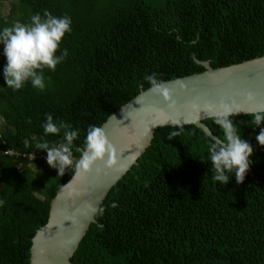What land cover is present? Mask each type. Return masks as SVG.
<instances>
[{
  "label": "trees",
  "instance_id": "16d2710c",
  "mask_svg": "<svg viewBox=\"0 0 264 264\" xmlns=\"http://www.w3.org/2000/svg\"><path fill=\"white\" fill-rule=\"evenodd\" d=\"M5 0H0V2ZM10 1V0H9ZM48 10L70 17L60 49L68 56L45 70L43 91L28 82L7 88L0 46V264H26L29 240L48 202L72 174L49 167L45 114L79 129L74 160L90 125L158 81L224 67L264 54V0H11L0 30ZM59 55V52L57 53ZM233 119L253 148L245 180H213L199 128L156 127L135 164L107 191L73 251V264H264V148L251 115ZM201 123L217 139L213 119ZM260 127H264L262 124ZM6 153H3L6 151ZM115 204L116 207L112 205Z\"/></svg>",
  "mask_w": 264,
  "mask_h": 264
},
{
  "label": "water",
  "instance_id": "95a60500",
  "mask_svg": "<svg viewBox=\"0 0 264 264\" xmlns=\"http://www.w3.org/2000/svg\"><path fill=\"white\" fill-rule=\"evenodd\" d=\"M195 63L202 68L201 72L163 81L173 93L175 109H169L148 87L99 125L117 149L116 164L110 169L98 165L102 169L99 174L93 171L85 177H74L72 172L57 188L48 202L45 222L29 240L26 264H73L69 258L88 225L94 222L95 212L89 206L98 208L109 188L135 164L156 127L190 124L216 141L201 123L210 118L202 110L206 102H235L248 113L264 104V54L218 68H210L205 61ZM248 92L254 94L253 102L245 101L244 94ZM244 114L242 111L238 115Z\"/></svg>",
  "mask_w": 264,
  "mask_h": 264
},
{
  "label": "clouds",
  "instance_id": "9594fccd",
  "mask_svg": "<svg viewBox=\"0 0 264 264\" xmlns=\"http://www.w3.org/2000/svg\"><path fill=\"white\" fill-rule=\"evenodd\" d=\"M72 21L68 16H54L48 10L43 15L39 12L30 16L29 22H15L0 30V46L6 63L3 67V80L7 88L12 90L22 89L30 82L32 87L40 91L46 88L45 70L55 71L56 67L68 56V50L60 49L63 38L71 32ZM59 52V55L57 53ZM150 84L149 91L158 96L169 109H175L176 102L172 91L162 81L156 79L155 73L145 77ZM181 88L183 86L181 85ZM246 102H253L255 96L248 92L244 94ZM203 112L213 119L215 125L223 133V138L213 141L208 146V158L213 169V180L225 186L234 174L239 185L245 180L249 171V158L253 155L252 146L241 139L240 130L233 119L242 111L251 115V124L260 128L255 137L257 144L264 148V104L257 105L252 113L244 111L235 102L218 104L206 102ZM45 135H60L63 133L62 142L50 144L43 137L36 144L39 151L46 152V162L49 167L57 170L62 177L66 169L72 170L74 177H85L93 171L96 174L104 169H110L116 164L117 149L110 142L101 126L90 125L83 141V146L78 149L79 159L74 160L73 142L79 137V129H73L64 122H58L51 113L45 114L43 124ZM183 128L168 134V139L173 140L181 135ZM5 202L0 201V206ZM116 207L115 204L112 205ZM90 211L103 213V208L89 206Z\"/></svg>",
  "mask_w": 264,
  "mask_h": 264
},
{
  "label": "rangeland",
  "instance_id": "374dc122",
  "mask_svg": "<svg viewBox=\"0 0 264 264\" xmlns=\"http://www.w3.org/2000/svg\"><path fill=\"white\" fill-rule=\"evenodd\" d=\"M10 1L5 0V1L0 2V17H3L6 14V11L10 5ZM45 163L47 164V162H45Z\"/></svg>",
  "mask_w": 264,
  "mask_h": 264
},
{
  "label": "built area",
  "instance_id": "2783aa9c",
  "mask_svg": "<svg viewBox=\"0 0 264 264\" xmlns=\"http://www.w3.org/2000/svg\"><path fill=\"white\" fill-rule=\"evenodd\" d=\"M7 152V150L6 151H4L3 153H6Z\"/></svg>",
  "mask_w": 264,
  "mask_h": 264
}]
</instances>
